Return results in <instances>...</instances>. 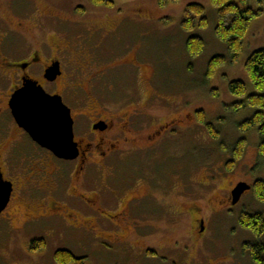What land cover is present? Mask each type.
Listing matches in <instances>:
<instances>
[{
  "label": "flooded vegetation",
  "instance_id": "flooded-vegetation-1",
  "mask_svg": "<svg viewBox=\"0 0 264 264\" xmlns=\"http://www.w3.org/2000/svg\"><path fill=\"white\" fill-rule=\"evenodd\" d=\"M121 23L89 20L87 8L75 0L44 9L34 0H0V177L12 184L0 213V235L30 237L24 251L40 262L47 239L55 249V262L47 255L51 264H58L59 251L86 258L67 247L82 246L89 236L112 245L146 246L141 229L156 227L149 213L184 188L180 174L168 185L166 167L160 180L152 170L160 159L178 157L173 145L200 123L197 111L183 110L179 84L160 76L140 45L117 36ZM31 33L36 44L28 40ZM56 64L58 73L50 79L48 70ZM120 79L134 90L117 97L111 93ZM29 80L70 108L76 158H59L15 119L10 101ZM144 85L151 91L145 98ZM170 108L171 116L161 115ZM207 172L203 186H214ZM242 181L223 197L226 205H232V191ZM191 183L194 189L202 185ZM202 213L199 206L186 211L175 206L171 220L175 224L188 215L204 232ZM42 241L45 248L32 251L31 243Z\"/></svg>",
  "mask_w": 264,
  "mask_h": 264
},
{
  "label": "rangeland",
  "instance_id": "rangeland-1",
  "mask_svg": "<svg viewBox=\"0 0 264 264\" xmlns=\"http://www.w3.org/2000/svg\"><path fill=\"white\" fill-rule=\"evenodd\" d=\"M69 1L34 0L40 9L64 6ZM75 1L87 8L89 20L122 21L117 36L132 39L140 45L143 54L158 68L160 76L179 84L184 98L183 110H205L208 122L213 123L220 134L214 138L201 123L196 124L194 130L185 129L179 144L173 145L172 152L178 157L168 158L167 161L160 159V166L153 168V174L160 180L166 167L168 185L180 174L184 188L181 196L179 192H174L168 197L165 207L149 213L148 216L156 218V227L141 229V234L146 236V246L112 245L101 238L89 236L82 246L71 243L67 248L76 256L86 257L85 264H255L243 243L264 242V234L257 238L240 225L239 218L243 212L264 213V201L256 198L253 188L246 191L236 205H226L225 196L240 180L251 185L257 180H264V155L259 153L257 127L245 132L239 128L256 109L246 107L235 112L228 106L256 91L246 62L254 51L264 48V13L252 21L240 58L236 62L228 60L216 69L212 77L207 72L211 59L215 55L230 57L226 43L216 36L218 9L212 0H168L166 5H160L159 0H112V5L101 6H95L93 0ZM255 1L249 0L252 6L256 5ZM190 3L205 6L207 27L197 26L192 31L185 29L184 14ZM31 27H34V23H31ZM192 35L202 36L206 43L204 51L196 57H192L187 50V39ZM34 36L31 33L28 40L36 44ZM233 80L246 82L245 97L230 91L229 84ZM119 82L121 85L117 84L111 94L120 97L134 90L126 81L120 79ZM138 88L141 87L136 90ZM215 91L218 95L214 94ZM150 93V87L144 85L142 96L145 98ZM171 111L170 108L161 115L171 116ZM242 137L247 139L243 156L232 171H227L225 164L233 158L236 142ZM207 169L214 186H203L208 180ZM192 181L195 184L202 182V185L198 183L194 189ZM175 206L183 211L190 206L201 207L206 223L204 232L201 227L194 228L188 215L179 216L174 224L171 219ZM97 234L100 236V233ZM29 239L22 233L5 235L1 231L0 264H51L47 255L52 261L55 260L51 239H47L48 244L43 251L46 256L41 262L39 257L25 253L24 247ZM149 250L156 254L149 253Z\"/></svg>",
  "mask_w": 264,
  "mask_h": 264
},
{
  "label": "trees",
  "instance_id": "trees-1",
  "mask_svg": "<svg viewBox=\"0 0 264 264\" xmlns=\"http://www.w3.org/2000/svg\"><path fill=\"white\" fill-rule=\"evenodd\" d=\"M168 0H159L160 5H166ZM213 4L218 9V24L216 27V36L221 41L225 42L230 57L225 55H215L208 67V73L214 76V72L220 66L227 63L228 60L236 62L241 55L244 47V39L252 21L264 13V0H256V5L252 6L249 0H212ZM94 5L101 6L102 4L112 5V0H93ZM184 27L187 31H192L194 28L207 27L208 17L206 8L201 3H190L187 5L184 14ZM205 40L200 35H192L187 39V50L192 57L199 56L205 49ZM246 69L249 72L250 78L256 89L255 92L247 97V84L242 80H233L230 82V91L240 97H245L244 100L235 102L229 109L238 112L246 107L255 108V113L247 119L243 124H240L241 131H248L257 127L260 144L259 153L264 155V48L254 51L246 62ZM218 95V92H214ZM197 117L202 125H205L207 130L214 138L219 137V130L213 124L208 122L205 110L197 111ZM247 139L240 138L236 142L233 151V158L226 164L227 171H232L237 162L243 156ZM252 188L258 200L264 201V180H257ZM240 225L251 231L257 238L264 234V213L243 212L239 218ZM244 248L249 252L255 264H264V242L253 241L243 243ZM45 242H32L31 249L34 252L41 251L45 248ZM56 260L59 264H85L86 258H76L69 251H59L56 254Z\"/></svg>",
  "mask_w": 264,
  "mask_h": 264
},
{
  "label": "water",
  "instance_id": "water-1",
  "mask_svg": "<svg viewBox=\"0 0 264 264\" xmlns=\"http://www.w3.org/2000/svg\"><path fill=\"white\" fill-rule=\"evenodd\" d=\"M58 69L56 64L48 70L47 77L53 79ZM10 105L17 122L35 141L59 158L74 159L78 156L71 110L62 97L48 94L37 82L29 80L13 94ZM251 188L248 182L238 183L232 191V205H236ZM11 192L12 184L0 177V213L10 199Z\"/></svg>",
  "mask_w": 264,
  "mask_h": 264
}]
</instances>
